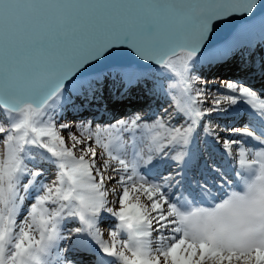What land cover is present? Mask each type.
<instances>
[{
  "label": "snow or ice",
  "instance_id": "6c2138e0",
  "mask_svg": "<svg viewBox=\"0 0 264 264\" xmlns=\"http://www.w3.org/2000/svg\"><path fill=\"white\" fill-rule=\"evenodd\" d=\"M0 264H264V0H0Z\"/></svg>",
  "mask_w": 264,
  "mask_h": 264
}]
</instances>
